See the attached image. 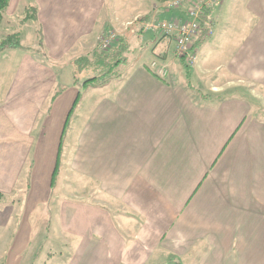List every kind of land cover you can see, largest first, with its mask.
Masks as SVG:
<instances>
[{"label": "crops", "instance_id": "obj_1", "mask_svg": "<svg viewBox=\"0 0 264 264\" xmlns=\"http://www.w3.org/2000/svg\"><path fill=\"white\" fill-rule=\"evenodd\" d=\"M156 1H130L128 15L111 17L104 0H11L8 11L24 17L37 5L48 61L28 47L11 51L16 65L0 105V264H36L49 241L68 257L54 253L45 264H162L172 257L182 264H264V114L253 98L227 95L264 88V0H223L211 13L207 40L236 18L244 32L222 31L219 56L204 53L201 71L232 79L211 85L207 100L194 71L200 98L177 81L175 60L159 56L167 42L155 40L161 53L109 83L64 146L81 94L73 64L95 50L110 24L150 18ZM155 60L166 64L168 78L149 70ZM74 99L67 116L60 106ZM56 117L60 123L46 128ZM32 218L45 220V241L27 260Z\"/></svg>", "mask_w": 264, "mask_h": 264}, {"label": "rangeland", "instance_id": "obj_2", "mask_svg": "<svg viewBox=\"0 0 264 264\" xmlns=\"http://www.w3.org/2000/svg\"><path fill=\"white\" fill-rule=\"evenodd\" d=\"M132 2L133 0H104V12L106 11L109 16H113V12H118V13H123L128 15L130 12V9L128 8V3ZM170 0H157L156 1V6L154 7L153 5H150L148 9H152L151 17L149 20L143 22L142 19L145 18L141 16L140 18L134 20L132 18L131 24H126V25H116L114 24L113 26L110 24L108 29L101 35V37H106L109 35L114 34L116 36V41H114L111 46L105 50V54H110L109 59H107V62L104 64H90L87 67H77L75 64H73L72 71L74 72L73 75L75 76V82H76V89L79 90V93L82 94V98L80 99L79 103L76 105L74 111L70 115V120L69 124L67 126V132H66V138H65V144L64 146L67 148L68 146V141L69 139L73 138V128H75V125L77 124L78 120L81 118L80 115L90 113L93 105L95 104V101L98 98H101V96H107L108 94V87L113 85L115 80H112L110 82L109 86L105 87H84V82L87 80H90L93 77H101L103 75H106L109 77H116L117 75H123L125 73V70L134 65H147L150 64L151 59L154 57L153 54H159L162 51V45H158L157 47L153 46V41H163L167 42V45L165 46L164 53L159 54V56L164 57L165 56H171L172 59H174L175 64H177V68H175L174 72L177 75V81L191 91L193 97L195 98H200L199 94L197 93L196 90L192 89L189 87V81L187 79V71L183 65H181V61L179 58L175 56V53L172 50V44L173 41L162 35L160 32H152V31H145L144 30V24L143 23H149L153 20H161V21H174L176 19H184V15L187 12V8L184 9H178V10H171L167 11L164 7V3L168 2ZM115 5V7H114ZM116 8V9H115ZM218 7L211 9L213 12L215 9ZM209 11V10H207ZM206 12V11H205ZM173 13H178V15H175V17H170ZM102 15V14H101ZM122 15V16H123ZM107 16V19L109 18ZM120 16V15H119ZM118 16V17H119ZM121 17V16H120ZM24 12L19 11L15 12L14 9L9 10L5 14V19L3 23L0 26V41L7 38L11 34L15 33H21V38H22V45L24 47H28L27 49L30 48V50L33 51H39L40 53L36 56L38 59L43 58V52H42V47H40L39 44V35H38V30L40 29V25L38 23H34L32 21L28 22L25 25H21V21L24 19ZM122 18V17H121ZM110 19V18H109ZM104 20V15L101 16L100 22ZM241 22L240 19H233L232 23L229 24L228 21H226L223 25L221 24L219 28H217V33L215 34V38L211 41L207 37V41L205 40L203 43L200 44L198 47V53H199V65L196 66H190L192 68V72L194 71V84L197 88H199L200 91L203 92V94H210L209 92V87L211 85H221L226 83V81L229 78V76L225 75L224 71H217V72H203L199 69L200 64H203V59H204V53L207 52L208 50L210 52H215V57L219 56L218 52L220 50L219 44H220V37L219 35L222 33V31H227L229 33H241L244 32V27L242 24H239ZM211 24L213 26V22L211 21ZM211 26V27H212ZM128 31V32H127ZM122 38L126 39L127 41V51L123 53L121 56L119 54H115L114 52L119 46V43L122 41ZM37 44L39 45L38 47ZM101 44L100 40L97 44ZM174 45V44H173ZM26 49V48H25ZM101 50V49H100ZM12 50H5L4 52L0 53V105L3 100L6 99L8 93L10 92V85L12 83V78L13 75L11 73V69L14 68L16 65L14 58L15 55L14 53L11 52ZM120 58H122V62L116 63ZM44 59V58H43ZM171 62V61H170ZM180 63L179 66L178 64ZM211 65V64H210ZM210 69H215V66H210ZM232 80V79H231ZM230 81V80H229ZM234 81V79H233ZM244 86V85H243ZM245 87V86H244ZM243 89H240L238 91L236 90H229L228 94H240V95H245L247 97L253 98L254 99V106L256 107L255 111H257L259 114H264V88H258V87H252L248 86ZM216 91L217 89H213ZM238 92V93H237ZM76 99V98H75ZM75 99L73 103H62L60 108L63 109V107L66 106V111H67V116L69 115V112L71 111L73 104L75 102ZM67 103V99H66ZM69 106V109H68ZM59 109V108H58ZM65 109V108H64ZM68 109V110H67ZM63 110V112H66ZM46 113V111L44 112ZM44 116L41 118L39 117L38 120H36L35 123V128L39 129L42 127L44 123ZM52 121V122H51ZM60 123V120L57 119V117L54 120H49L47 121L46 128H48L50 125ZM79 123V122H78ZM65 125V120L63 123ZM64 127V126H63ZM72 132V133H71ZM63 146V148H64ZM0 203L4 204L5 203V198L2 200L0 199ZM33 228H34V234H33V239H32V244L29 249V251L25 252L24 257L28 259H33L37 255L40 254L42 249V246L44 245L45 241V236H43V233L41 230L43 229V225H45V220L43 224V219H33ZM48 224V223H47ZM46 226V225H45ZM42 227V228H41ZM41 228V229H40ZM56 253L58 257H64L62 259H66L68 256L63 254L62 256V249L59 245H56L54 243H50L46 245L45 243V249L41 254L39 255L42 260L38 261L36 264H45L47 259L51 257V254ZM168 262H165V260L162 262V264H166Z\"/></svg>", "mask_w": 264, "mask_h": 264}, {"label": "built area", "instance_id": "obj_3", "mask_svg": "<svg viewBox=\"0 0 264 264\" xmlns=\"http://www.w3.org/2000/svg\"><path fill=\"white\" fill-rule=\"evenodd\" d=\"M223 0H170L164 3L167 11L186 9L184 19L174 21L153 20L144 24L145 31L160 32L162 35L170 38L175 45V56L184 61L188 66H195L199 61L198 49L195 43L200 36L201 23L205 11L219 7ZM210 22L208 28V37L213 34V26ZM114 34L100 37L101 44L99 48L102 51L107 50L111 44L116 41ZM151 72L160 79L169 77V69L160 60H155L150 65Z\"/></svg>", "mask_w": 264, "mask_h": 264}, {"label": "trees", "instance_id": "obj_4", "mask_svg": "<svg viewBox=\"0 0 264 264\" xmlns=\"http://www.w3.org/2000/svg\"><path fill=\"white\" fill-rule=\"evenodd\" d=\"M162 1H165V0H162ZM10 5H11V0H0V26L5 19V14L7 13ZM38 12L39 11H38L37 5H35V4L29 5L27 8L26 16L21 21V25H25L30 21H32L34 23H39ZM211 13H212V11L209 10V11H206L204 14V17H203V20L201 23L200 36L195 43L196 49H198L200 44L203 43L208 37V28H209V24L211 22V17H210ZM147 20H149V17H145L142 19L143 22H145ZM38 35L40 38L39 39L40 47L43 48L44 41H43V33H42L41 28L38 30ZM21 49H25L24 46L22 45L21 33L11 34L7 38L0 41V53L4 52L5 50H21ZM28 50L31 51L35 55L36 54L38 55L40 53V50L39 51H33L30 49H28ZM126 51H127V41H126V39H123L119 43V46L114 53L119 54V56H121ZM105 52L106 51L100 50V48L97 46L95 48V50H93V52H91L90 54H88L84 57L77 59L74 64L77 67H83V66L87 67L90 64H97V65L104 64L107 62V59H109V57H110V54L106 55ZM43 58H44V61L47 60L45 55L43 56ZM45 58H46V60H45ZM122 61H123L122 58H120L118 61H116V63H119ZM181 63L183 64V66L185 67V69L187 71V79L189 81V87L193 89V87L191 85L192 68L189 67L187 64H185L184 61H181ZM149 70H150V68H149ZM123 77H124L123 75H117L116 77H112V78L111 77L108 78V76H106V75H103L101 77H93L90 80H87L84 82V87H101L102 88V87L107 86L112 80H118V79L123 78ZM199 94L201 95V97L204 100H207L209 98L208 95H205L203 93H199ZM81 98H82V94H79L72 112L74 111L76 105L79 103ZM54 99H55V97H54ZM69 118H70V116H69ZM57 175H58V167L54 173L53 187L55 185ZM0 199L3 200L4 196L0 195ZM167 264H182V263L177 261V260H174V257H172L171 259H169Z\"/></svg>", "mask_w": 264, "mask_h": 264}]
</instances>
